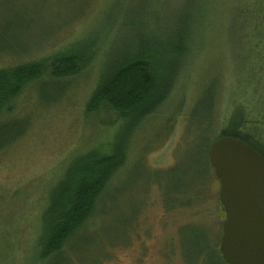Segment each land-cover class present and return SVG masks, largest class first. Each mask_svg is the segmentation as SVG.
Listing matches in <instances>:
<instances>
[{
    "label": "rangeland",
    "instance_id": "1",
    "mask_svg": "<svg viewBox=\"0 0 264 264\" xmlns=\"http://www.w3.org/2000/svg\"><path fill=\"white\" fill-rule=\"evenodd\" d=\"M257 1L0 0V70L35 64L44 73L58 56L89 46L82 73L57 81L54 90L41 82L42 75L12 99L5 116L22 120L25 131L0 154V264H41L42 216L53 189L77 159L112 152L126 120L86 108L111 54L133 51L139 35L145 42H173L181 30L190 40L181 50L176 79L152 116L135 131H125L124 170L113 179L111 199L88 233L96 245L108 236L111 243L99 251L79 249L72 258L75 264H221L207 251L198 255L188 233L179 230L202 227L218 248L224 220L218 181L209 182L201 201L167 210L152 172L171 167L178 157L168 182L174 188L177 175L194 172L198 154L203 155L200 146L210 138L192 137L186 120L203 84L220 76L217 133L226 130L235 111L249 105L252 84L246 81L243 60L247 43L235 37L249 35ZM107 119L113 124H104Z\"/></svg>",
    "mask_w": 264,
    "mask_h": 264
},
{
    "label": "trees",
    "instance_id": "2",
    "mask_svg": "<svg viewBox=\"0 0 264 264\" xmlns=\"http://www.w3.org/2000/svg\"><path fill=\"white\" fill-rule=\"evenodd\" d=\"M253 15L257 19L250 25L249 35L235 37L236 40L247 43L246 58L243 60H246V81L252 84L249 105L235 111L226 130L217 133L215 105L220 76L201 86L199 95L188 110L186 128L192 137L206 136V140H210L202 142L200 148L203 155L198 154L193 164L194 172L187 170L177 175V188L171 187L168 182H171V176L176 173L178 157L171 167L152 172L153 180L162 191L163 204L167 210L190 207L206 195L209 182L215 179L207 151L216 139L226 136L239 139L256 150L264 161V0L253 4ZM140 38L139 35V42L133 51L124 49L113 52L101 68L98 83L86 104L87 111L107 118L122 117L126 122L116 136L109 155L97 156L91 153L77 159L53 189L49 205L42 216L38 255L41 264H75L72 255L79 249L92 246L89 250L99 251L111 243L108 236L102 239L100 245H96V242L88 238V233L94 230L100 216L104 214L103 207L111 199L113 179L118 172L124 170L129 146L128 139L124 138L125 131L130 128L135 131L140 122L152 116L160 107L179 72L181 50L190 40L184 30L180 31L173 42H145ZM192 44L190 42V46ZM72 49L69 55L58 56L44 73L43 68L36 67L35 64L0 70V154L12 146L25 131L22 120L5 117L10 114L12 99L24 86L40 82L43 77L41 82L49 84L54 90L57 81L72 79L83 72L88 63L89 54L85 53L89 46ZM181 106L182 103H179L171 108L167 122ZM109 123L113 124V121L107 119L104 124ZM182 229L191 237L198 255L207 251L221 264H225L217 250V244L212 242L202 227L190 225L179 230Z\"/></svg>",
    "mask_w": 264,
    "mask_h": 264
},
{
    "label": "water",
    "instance_id": "3",
    "mask_svg": "<svg viewBox=\"0 0 264 264\" xmlns=\"http://www.w3.org/2000/svg\"><path fill=\"white\" fill-rule=\"evenodd\" d=\"M224 220L218 252L225 264H264V161L245 142L220 137L207 151Z\"/></svg>",
    "mask_w": 264,
    "mask_h": 264
}]
</instances>
